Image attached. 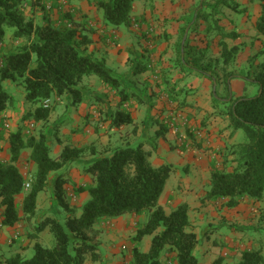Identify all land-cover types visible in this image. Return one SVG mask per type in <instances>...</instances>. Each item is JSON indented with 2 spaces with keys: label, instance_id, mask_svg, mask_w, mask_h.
Masks as SVG:
<instances>
[{
  "label": "trees",
  "instance_id": "obj_1",
  "mask_svg": "<svg viewBox=\"0 0 264 264\" xmlns=\"http://www.w3.org/2000/svg\"><path fill=\"white\" fill-rule=\"evenodd\" d=\"M59 1L54 0L55 3ZM136 1L140 0H99L98 7L108 25L130 27ZM261 1L262 13L256 28L264 37V0ZM212 3L202 0L194 14L184 19L181 35L185 44L180 47L179 64L182 69L194 71L215 84L213 100L229 103L227 115L232 128L243 130L246 134L245 143L234 145L229 150L228 156H234L235 167L232 170L212 169L210 190L205 198L209 201L227 200V207L234 208L244 197L256 201L264 199V60L254 65L258 58L250 59L251 68L240 74L229 70L236 61L239 49L228 47L224 40L239 36L226 32L220 25L222 9L238 13L239 6L235 0H215ZM25 5L32 10L38 6L43 11L41 23L26 18L23 13ZM202 25H205L204 32L208 37L215 33L221 38L220 57L210 56L206 49L190 44V34L199 32ZM81 27L84 29L85 25L75 22L73 9L63 12L55 22L46 11L45 0H0V114L14 108L16 111L18 102L4 88V84L20 80L25 100L34 105L43 104L53 96L61 98L65 95L71 96L75 104L82 102L83 93L79 86L85 77L98 78L103 85L117 91L122 100H127L129 94L121 89L118 76L104 61L88 53L87 46L91 42L88 35L82 33ZM9 32L11 40L23 44L7 49ZM239 77L249 85L258 86L259 93L252 98L233 99L229 83ZM222 80L224 96L218 92ZM42 104L33 113H28L27 119L34 123L46 121L52 110ZM132 123L131 114L122 111L113 117L111 125L120 128ZM4 126L5 118L0 120V151L6 141L10 159L0 160V206L4 208L1 225L13 228L24 221H32L36 216L38 196L49 186L50 175L79 160L87 149L66 147L59 158L53 159L45 135L25 137L26 132L22 129L10 133L5 131ZM25 150H31V161L37 166L27 192L24 188L27 180L20 167ZM172 172L170 165L154 166L150 153L141 144L117 147L111 157L99 158L86 167L85 173L92 177L94 184L75 189L79 194L87 192L90 196L79 216L73 212L67 199V182L57 177L54 183L55 202L68 215L64 223L47 218L36 230L38 235L49 230L55 241L53 247H44L36 242L32 258L26 260L16 254L7 259L6 264H85L87 258L99 262L102 260L101 241L96 225L126 215L147 218L136 228L133 264H163L166 252L175 255L176 264H199L195 256L199 241L197 234L191 231L189 206L182 204L167 213L160 205ZM22 194L24 198L19 206L17 197ZM259 223L264 227V208L260 212ZM146 237L152 239L149 250L144 253L139 245ZM33 238L38 239L35 235ZM211 264H224V257H218ZM238 264H264V255L260 249L246 250Z\"/></svg>",
  "mask_w": 264,
  "mask_h": 264
},
{
  "label": "crops",
  "instance_id": "obj_2",
  "mask_svg": "<svg viewBox=\"0 0 264 264\" xmlns=\"http://www.w3.org/2000/svg\"><path fill=\"white\" fill-rule=\"evenodd\" d=\"M212 1L215 2V0ZM98 2L99 0L59 1V3L65 4L66 10L73 9L75 17L80 13L82 22L79 25H85L84 29L81 27L82 33L87 34L91 42L87 46L88 53L106 63V66L120 79L121 89H124L129 95L127 100H122V96L117 91H113L114 95L110 94L109 100H105L104 94H98V91L95 90H92L90 95H84L82 102L78 103L72 111L70 110L71 117L74 118L70 122L74 121L77 129L80 127L81 130V127H84V133L72 134L67 128L63 129L69 137L66 140H59L58 145L54 147L56 149L55 159L61 156L65 145L72 144L76 148L90 151V153L87 151L91 157L90 162H88L89 165L99 159L97 158L98 154H108L117 147L130 144L126 142L124 145L125 136L122 133L119 141L116 140L115 142L113 136L116 134L112 135L116 129L113 133H119L118 130H127L129 138L134 133V136L141 140L135 143L141 144L144 150L150 153V161L154 166L170 165L173 168L174 178L167 182L160 199V205L167 210H175L180 205L187 204L189 217H191V212H210L208 215L201 214L199 216L200 220L203 221L201 224L204 223L205 225L207 222L204 221L207 219L216 220V217H219L218 214L211 212H219L221 208L216 209L214 207V205H218L217 202L204 200L210 190L211 171L214 167L219 169L229 167L230 161L234 159V156H228L229 150L234 145L241 143H238L236 139L239 130H234L227 113L220 111L223 110L219 108L223 102L213 100L215 84L194 71L182 69L179 64V51L185 44L181 35V29L185 23L184 19L194 14L202 0L136 1L132 25L123 31L121 27H113L104 21L103 11L99 9ZM235 2L239 6L238 13L228 8L222 9L220 25L226 32L235 33L239 36L236 39H225L224 42L230 48L237 47L239 49L236 61L229 70L238 68V74H240V72H246L251 68L250 59L258 58L254 65L264 60V37L259 35L256 28L262 13V1L235 0ZM34 8L38 10L39 7L35 6ZM90 29L92 30L90 31ZM204 33L200 29L197 33H191L189 36L190 44L193 47L206 49L210 55L211 49L216 46L219 51L215 55L220 57L219 42L221 38L218 37L220 40L214 44V41L208 39V35ZM215 39H217L216 36ZM89 78L92 79V82L97 83L102 90L112 91L103 85L98 78ZM251 86L240 77L229 83L233 99L255 97L259 93V89L256 94H252L249 91ZM218 92L221 96L225 94L223 80L218 86ZM13 96L15 97V95ZM57 99L60 102L63 100L62 97ZM95 104H102L105 108L97 109ZM18 107L20 108V105ZM38 107L39 105L27 103L24 95V104L21 109H18L22 112L18 111L17 115H13V113L8 114L7 111L6 117H11L8 123L12 126V131L9 132L17 131V128L15 130L14 128L19 127V124L23 127L24 120L19 119L21 113L25 111L33 113ZM115 107L122 108L118 112L126 111L131 114L133 123L123 125L120 128L113 127L111 125L112 119L118 113L115 111ZM66 112L65 114H67ZM51 117L52 115L43 121L44 125L42 126L40 125L41 122L35 123L39 128V134L47 137L50 146L54 143L52 138H49L52 131L49 123ZM175 128H178L179 131H176ZM107 135L110 138L107 141V151L102 153L99 148L97 151L94 148L96 142L106 141ZM67 140H70L71 143L69 141L66 143ZM111 144H113L112 147ZM1 149L0 160L9 161V144L6 141L1 145ZM30 157L31 150L23 151L20 167L23 169V165L28 166L27 168L32 172L30 178H33L37 166ZM22 172L27 178L28 173ZM85 176L91 179L90 185L82 184L83 178L76 177V175L72 177V184L83 185L80 187L85 188L93 186L92 177L86 173ZM56 178L52 173L49 182L55 183ZM80 187L76 186V188ZM81 196L84 200L82 205H84L90 196L87 192L81 193ZM23 198L24 194L17 197L19 206H21ZM50 203V208H53V196ZM3 210L4 208L0 206V232L2 234L0 236V249L6 245L8 235L18 231V225L13 228L2 227L1 214ZM38 210L39 204L37 205ZM229 210L232 209L226 207L219 215H224V212ZM124 217L102 222L104 226L112 229L111 237L115 241L112 246H116L120 242V237L128 239L131 230L141 219V217L126 215L130 219L125 221L123 220ZM190 221L192 223L191 219ZM135 234L136 230L130 236L135 237ZM145 239L139 245V249L144 253L149 250L151 244V241ZM215 247L216 244L213 242L204 252L199 253L204 256L208 255L210 262L207 264L213 263L220 256L224 257V253ZM197 248L195 252L198 253ZM22 253L17 251L15 255ZM21 256L23 258V255ZM111 257L112 252L106 259L109 261ZM226 261L224 258V264Z\"/></svg>",
  "mask_w": 264,
  "mask_h": 264
},
{
  "label": "rangeland",
  "instance_id": "obj_3",
  "mask_svg": "<svg viewBox=\"0 0 264 264\" xmlns=\"http://www.w3.org/2000/svg\"><path fill=\"white\" fill-rule=\"evenodd\" d=\"M209 1H212V0H209ZM149 2H152V1H149ZM45 5H46V11L48 12L52 20L55 22H57L60 19L62 13L65 12L66 10L64 3H59V2L55 3L54 0H45ZM23 13L28 20L34 19L35 23L37 24L42 22L43 16H44V13L40 8H38V10L37 9L32 10L29 5L24 6ZM134 18H137V17H134ZM75 22L78 24H81L82 21H81L80 13L77 14V16L75 17ZM125 29H126V26H121L122 31ZM204 29H205V25H202L200 27L201 32H204ZM91 30L92 29H90V31ZM11 36H12L11 32H9L8 38L6 41L7 49L8 48L14 49V47H18L21 44H23V43H20V42L18 43V42L11 40ZM214 37H215V33H212V36L207 37V38L210 40L212 39V41H214V44H217L220 39L217 37V39L214 40ZM217 48L218 47L216 46L212 48L211 55L210 54L209 55L216 56L215 54L219 51ZM232 67L233 66L231 65L230 68ZM235 69H233V71H235V73L236 72L238 73V68H235ZM91 80L90 78L88 79V77H85L84 81L80 84L79 89L82 91L83 96L90 95V92L92 90L98 91V94L99 93L101 95L104 94L103 98L105 100H109L110 94L114 95L113 91L109 92L108 89L102 90L97 83H94ZM252 86L250 87L249 91L252 94H256L258 92L259 87L256 85H252ZM4 88L10 94L15 95L18 105H20V108L18 107V109H21L22 105L24 104V95H25V90L22 84V80L16 83L5 82ZM62 99H63L62 102H60L55 96H53L50 99V108L52 110V114H51L52 117L51 119H49L50 120L49 123L51 124L52 131L49 134V138L51 137L52 142L54 143H52L51 146L49 144V146H50V155L54 159L56 158L55 156L56 149L54 147L58 145L59 140H66L69 137L67 136V134H65L63 129L67 128L68 131H70L72 134L84 131V127H81L82 128L81 130L79 129L80 127H78L77 129L75 122L74 121L70 122L71 120H74V118L71 117L70 110L72 111L73 108L78 103L77 104L73 103V98L69 95L63 96ZM29 104L33 105L32 103H29ZM41 104H39V106ZM95 107L98 109L104 106L102 104H99V105L95 104ZM228 107H229V103H225V102L221 103V106H219L220 109H223L220 111L226 112V113H228ZM115 108H116L115 111L117 112L118 110L122 109L120 107H115ZM18 109H16V111H15V108L10 109L8 111V114L13 113V115H17L21 111ZM66 111H69V112H66ZM65 112L67 114H65ZM8 114L7 113L3 115L0 114V120L5 118L6 120V123L4 126L5 131H12L11 130L12 126H10V124L8 123L11 120V117L10 118L6 117ZM21 114L22 115L20 116L19 119L24 120L23 127H21L19 124V127L18 126L15 127L14 130L16 128L17 130L18 128H20L23 130V132H26L28 130V125L33 121L30 119H27L26 115L28 114V111H25ZM40 125L42 126L44 125V123L41 122ZM118 131L119 133L112 132V135L116 134L115 136H113L114 142L116 140L119 141L121 137V133L123 136H125V139L123 141L124 145L126 142L132 145H136L135 143L136 141H139V142L141 141V140H138V138L134 136V133H132L131 137L129 138L127 136V132H128L127 130H118ZM39 132H40L39 128L36 126V128L33 130L31 134L28 135L27 133H25L26 135L25 137L34 136L38 138L41 135L39 134ZM236 139L238 143H241V144L245 143L247 141L245 132L243 130H239L238 136ZM109 140H110L109 135H107L106 141L96 142V145L94 146V148L97 151L99 148V150H101L102 153L103 152L105 153L107 151L106 148L108 147L107 141ZM68 141L69 143H71L70 140H67L66 143ZM67 145L68 146L65 145L63 147V150L66 147H74L72 144H67ZM112 146L113 144H111V147ZM51 150H52V153H51ZM87 151L90 153L89 150ZM87 151L81 156L79 160L66 165L61 171L53 173V175H55V178L59 176L67 182L65 186L67 199L70 203V206L73 212L77 216L81 214V209L83 206L82 204L84 203V200L81 194L77 193L75 189H77L76 186L80 187L83 185H79L76 183L72 184V180H73L72 177L74 175H76V177L77 176L82 177L84 180L82 184L90 185L91 179L86 178L85 172H84V169L88 167V162H90V159H91ZM112 154L113 152L111 150L108 154H101L102 156L98 154L97 158H102L104 156L111 157ZM230 163H229L230 164L229 167L228 166L226 167V169L228 170H232L236 165L234 159H232ZM27 167L28 166L23 165L22 170L24 171V173H28L26 180L27 182H30L31 184L30 175L32 174V172ZM183 175L185 176L184 172H183ZM173 178H174V174H172L170 179H173ZM54 188H55L54 183L49 182V186L47 187V189L41 192L39 195V201H38L39 210L37 211L36 216L32 219V221H24L18 224V227H17L18 231L16 230V232H14L13 234L8 235V238H7L8 240L5 239L7 240V243L6 245L2 246L0 249V264H6L7 259L15 256V252L17 251L23 252L21 255H23V258L26 260L32 258L35 254L34 245L36 242L40 243V240H41L40 244H42L44 247H49V248L53 247L55 241L50 231L46 230L43 233H40L38 235L36 234V230L39 224L47 218L58 219L62 223H64L65 221L64 219L68 215L61 207H59L58 203L55 202ZM29 190H25V192ZM52 196L54 200V207L50 208V204H51L50 200H52ZM214 202L218 203V205H214V207L216 209L221 208V210L219 212H211V213L218 214L219 217H216L217 218L216 220H212V219L205 220L204 222H207L205 225L204 223L201 224V222L203 221L200 220L201 218L199 216L201 214L208 215V213L210 212H191V217H190V219L192 220L191 231L197 234L198 241H199L198 248H197L198 253L195 252V256L198 259L199 264H207L208 262H210L208 260L209 258L207 254L204 256V255H200L199 253L204 252V250H206V248H208L209 245H211L213 242H215L216 244L215 248H218V250H220L221 253H224L223 256L227 260L226 264H236L237 262H239L240 258L242 259V254L244 251L252 250L254 248L260 249L264 255V227L262 224L259 223V215L262 209L264 208V199L262 201H256L252 198L244 197L243 199H241L239 205L234 208L227 207V200H224V199H220ZM226 207L232 210L224 212L225 213L224 215H219V213L221 214ZM245 208L247 212L246 210H244ZM165 210L167 213H170L173 211L171 209H168V210L165 209ZM240 216H241L242 221L240 220ZM129 219L130 218H127L125 216L123 220L128 221ZM146 219H147L146 217H141L140 221H137L134 229L137 230L136 229L137 225L144 223ZM95 228L100 232L99 240L101 241L100 253L102 256V260L99 262H93L91 258H87L85 261V264H133L132 263V260H133L132 249L134 247V244H133L134 237L130 235L132 234V232L134 234V231H135L134 229L131 230L128 239L120 237L121 239L120 242H118L116 246H112V244L115 243V241H113L111 237L112 229L110 227L104 226L102 222L96 225ZM33 235L37 236L38 239L34 240ZM0 236H2L1 232H0ZM151 239L152 237H147L145 240L151 241ZM111 252H112V257L108 261L106 258L109 256ZM163 257H164L163 264H176L174 254L166 252L163 255Z\"/></svg>",
  "mask_w": 264,
  "mask_h": 264
},
{
  "label": "built area",
  "instance_id": "obj_4",
  "mask_svg": "<svg viewBox=\"0 0 264 264\" xmlns=\"http://www.w3.org/2000/svg\"><path fill=\"white\" fill-rule=\"evenodd\" d=\"M0 67H1V64H0ZM44 108H48L50 107V99L44 101L43 105H42ZM177 117V115H176ZM185 122V120H184ZM8 127V126H7ZM36 127V124L34 122L30 123V125L28 126V130L26 131L27 134H31L33 132V130L35 129ZM176 131H179L178 128H175ZM31 187V184L30 182H26L25 185H24V188L25 190H29Z\"/></svg>",
  "mask_w": 264,
  "mask_h": 264
}]
</instances>
